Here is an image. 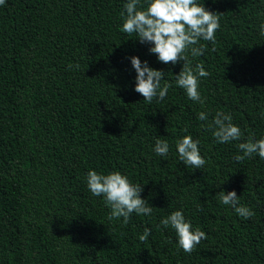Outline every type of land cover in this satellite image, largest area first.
I'll return each instance as SVG.
<instances>
[{
    "label": "trees",
    "instance_id": "16d2710c",
    "mask_svg": "<svg viewBox=\"0 0 264 264\" xmlns=\"http://www.w3.org/2000/svg\"><path fill=\"white\" fill-rule=\"evenodd\" d=\"M196 2L221 14L215 44L201 40L204 54L189 56L210 73L199 78L203 104L175 84L183 62L159 63L151 45L120 31L127 0L0 5V264H264V160H234L238 143L264 138V0ZM131 57L165 73L162 101L134 91ZM217 112L232 117L239 141H215L207 125ZM184 136L200 142L203 168L179 162ZM157 139L166 156L154 153ZM89 171L141 185L152 214L109 221ZM221 191L255 215L220 204ZM174 211L206 234L191 254L158 227Z\"/></svg>",
    "mask_w": 264,
    "mask_h": 264
},
{
    "label": "clouds",
    "instance_id": "9594fccd",
    "mask_svg": "<svg viewBox=\"0 0 264 264\" xmlns=\"http://www.w3.org/2000/svg\"><path fill=\"white\" fill-rule=\"evenodd\" d=\"M4 4L5 0H0V5ZM123 7L120 31L129 36L136 34V40L141 44L151 45L148 51L156 56L159 63L176 65L183 62L180 73L174 77L175 84L184 90L189 100L203 104L198 91L199 78L207 77L210 73L204 70L202 63L193 67L189 56L198 57L204 54L205 45L200 44L201 40L215 44L221 14L207 11L203 5L197 4L196 0H144L143 4L142 0H127ZM259 35L264 36V23L260 25ZM212 51H215L214 47ZM130 63L136 73L134 91L141 95L146 103H151L154 99L162 101L171 87L168 82L161 87L165 73L149 68L147 62L142 63L138 57H131ZM75 67L79 68V65ZM207 118L208 114L205 112L198 114L201 121H206ZM231 119L230 115L217 112L211 124L207 125V128L212 129L213 138L217 143L226 144L241 139V130L231 123ZM199 143L191 136H184L176 142L179 162L185 167L201 169L207 163L200 155ZM236 147L242 153L234 156L236 162L242 163L253 154L264 160V138L254 142L250 139L238 143ZM169 150L166 140H156L153 148L156 155L166 156ZM86 185L92 196L103 197L105 206L110 209L107 217L109 221L123 218L122 222L127 224L133 213L145 216L152 214L153 207L140 198L143 187L131 183L127 176L118 171L107 175L89 171L86 175ZM217 195L219 203L232 207L238 216L249 219L255 215L248 207L239 205L234 191L227 194L221 191ZM158 227H171L175 231L178 248L186 254H191L207 239L206 234L199 228L193 230L192 224L186 222L182 211L172 212L161 220ZM149 235L150 230L145 228L139 240L145 242Z\"/></svg>",
    "mask_w": 264,
    "mask_h": 264
}]
</instances>
